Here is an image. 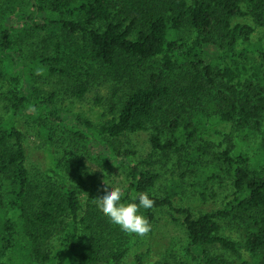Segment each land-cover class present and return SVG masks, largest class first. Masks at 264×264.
<instances>
[{
	"label": "trees",
	"instance_id": "trees-1",
	"mask_svg": "<svg viewBox=\"0 0 264 264\" xmlns=\"http://www.w3.org/2000/svg\"><path fill=\"white\" fill-rule=\"evenodd\" d=\"M26 4L11 13L0 6V81L6 88L7 114L0 125V260L11 251V264L123 263L128 252L125 234L108 219L99 221L96 212L84 210L80 192L63 168L67 147L82 180L91 168L87 158L100 165L98 174L115 165L124 168L129 199L143 191L155 201L147 209L150 223L163 206L185 214L188 245L181 264H228L220 250L242 249L264 259V165H252L246 153L235 155L231 142L222 147L224 142L205 137L215 122L231 123L235 132L254 129L261 135L264 157V0ZM256 27L262 35L253 41ZM184 29L190 31L186 38L180 36ZM20 32L30 33L31 41L24 43ZM75 38L108 67L117 68L126 58L153 62L143 81L127 90L118 109L113 108L116 112L104 114L100 123L59 106L57 92L40 87L43 76L70 77L75 66L70 65V40ZM255 54L263 61H253ZM177 69L185 73L179 83L173 78ZM90 83L79 72L73 93L83 96ZM23 117L46 145L51 181L39 184L32 178L27 133L19 124ZM148 129L154 148L181 152L202 199L210 182L231 177V196L223 208L196 214L176 208L181 184L175 178L165 197L153 194L158 173L119 142L127 133ZM14 210L19 211L17 222L8 215ZM219 217L235 221L244 240L223 235ZM51 232L60 238L56 251L45 245ZM143 259L144 254H138L137 264Z\"/></svg>",
	"mask_w": 264,
	"mask_h": 264
},
{
	"label": "rangeland",
	"instance_id": "rangeland-1",
	"mask_svg": "<svg viewBox=\"0 0 264 264\" xmlns=\"http://www.w3.org/2000/svg\"><path fill=\"white\" fill-rule=\"evenodd\" d=\"M0 6L5 12L11 13L25 9L27 4L26 0H0ZM240 21L251 23L249 18H241ZM189 33L190 31L184 29L180 36L186 38ZM17 35L24 43H28L32 39L30 33L20 32ZM261 35L262 29L256 27L255 32L252 34L253 41H258ZM49 38L51 39V37L47 39ZM70 52V65H75L70 69V77L43 76L40 87L43 92L48 90L57 92L59 106L67 105L70 107V111L90 117L96 123L103 120L104 114H114L116 112L115 110L118 109L125 92L143 81L145 72L148 71L150 65H153L151 61L144 63L136 58H126L124 61H120L117 68L108 67L101 61L94 59L79 38H75L73 41L70 40ZM261 58L255 54L252 60L261 62L264 60H261ZM159 61L160 58H157L154 63L158 64ZM79 72L82 73L84 80H91L90 87L83 96L73 93L74 83ZM184 76L185 73L179 69L173 73L174 81L178 83ZM5 90L6 88L2 86L0 81V125L2 117L6 118L7 115L4 106L6 103ZM209 97L207 96V99ZM19 124L27 133L28 165L33 174L32 178L37 180L39 184H42L45 180L51 181L47 174L48 151L43 139L37 136L35 126L26 117L21 118ZM151 133L152 129L127 133L120 137L119 142L123 147L134 149L137 153L136 160H141L145 168L158 173L159 177L153 194L165 197L170 180L175 178L181 184L179 198L175 202L176 208H189L194 214L198 212H216L223 208L231 196V177L226 174L222 177V182H210L207 198L202 199L192 184V174L188 173L185 170L186 167L183 166L181 152L175 149L164 151L154 148L151 142ZM226 136H228V139H226ZM205 137L216 142V144L224 142L222 147L231 142L234 145L233 153L235 155L246 153L251 157L250 162L252 165H264V157L262 158L260 148L261 135L254 129L235 132L231 123L217 124L215 122V125L211 127ZM66 149L67 160L63 161V168L67 177L79 190L85 207L84 210L96 212L99 221L107 220L108 217L96 207L95 197L101 195L106 187L109 189L119 187L124 193V199L128 200L129 182L127 171L115 165L109 172L103 171V174H98L95 169L100 170V165L87 158V164L91 168L82 180L79 177L78 165L73 159L74 155H68L71 148L67 147ZM141 212L147 216V209H141ZM154 212L155 217L151 221L152 230L148 234L138 236L124 233L128 252L122 264H137L136 256L141 253L144 254L142 264H181L187 253L188 245V238L182 224L185 214L169 206L160 207ZM8 215L17 222L19 211H11ZM218 219L222 225L221 233L223 235L235 240H244V233L235 221L223 217ZM55 234L56 232H51L45 237L47 242L45 245L53 251L57 250L60 243L59 235L55 237ZM241 250L236 252L220 250V253L225 256L228 264H260L261 260L264 261L261 255L259 259V257L252 254L242 253L243 250ZM10 255L11 251L0 260V264H11L8 258ZM60 257L64 258L65 256Z\"/></svg>",
	"mask_w": 264,
	"mask_h": 264
},
{
	"label": "clouds",
	"instance_id": "clouds-1",
	"mask_svg": "<svg viewBox=\"0 0 264 264\" xmlns=\"http://www.w3.org/2000/svg\"><path fill=\"white\" fill-rule=\"evenodd\" d=\"M154 199L147 192H138L130 199H124V193L119 187L109 189L95 197L96 207L101 210L112 224L119 226L127 234L144 236L152 230L149 218L141 209L154 207Z\"/></svg>",
	"mask_w": 264,
	"mask_h": 264
}]
</instances>
